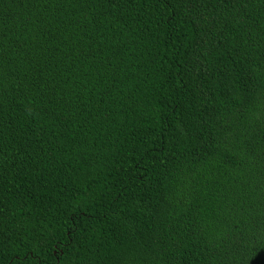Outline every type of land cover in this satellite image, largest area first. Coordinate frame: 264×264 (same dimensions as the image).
Listing matches in <instances>:
<instances>
[{
  "label": "trees",
  "instance_id": "16d2710c",
  "mask_svg": "<svg viewBox=\"0 0 264 264\" xmlns=\"http://www.w3.org/2000/svg\"><path fill=\"white\" fill-rule=\"evenodd\" d=\"M0 264H264V0H0Z\"/></svg>",
  "mask_w": 264,
  "mask_h": 264
}]
</instances>
